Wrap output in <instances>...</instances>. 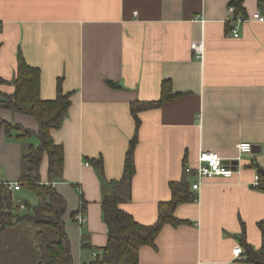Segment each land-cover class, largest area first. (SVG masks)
Segmentation results:
<instances>
[{"label": "crops", "instance_id": "crops-1", "mask_svg": "<svg viewBox=\"0 0 264 264\" xmlns=\"http://www.w3.org/2000/svg\"><path fill=\"white\" fill-rule=\"evenodd\" d=\"M229 2L0 0V77L14 78L21 53L39 68L42 99L56 96L58 80L71 93L67 116L51 130L64 151L61 173L48 174L46 154L39 173L66 201L72 264H93L92 252L107 241L100 205L104 186L91 160L102 159L106 180L119 179L134 134L130 197L120 207L142 224L156 221L158 203L171 199L169 183L184 177V166H195L200 150L233 159L239 142L254 149L231 178L187 175L190 186L199 187L190 189L193 200L174 209L185 222L164 224L153 245L140 247L138 264H253L241 239L258 249V223L264 221V182L261 188L251 185L264 170V21L241 23L234 36ZM243 5L248 14L259 9L257 0ZM196 40L204 44L201 59L190 49ZM164 82L175 96L140 110L136 125L131 103L158 100ZM0 90L11 94L14 86L8 82ZM0 116L38 129L29 114L3 108ZM15 134L8 137L0 129V182L19 183L22 148L38 143ZM72 212L87 220L78 223ZM38 231L57 239L45 225L16 223L0 230V264H38ZM237 245L240 256L233 253Z\"/></svg>", "mask_w": 264, "mask_h": 264}, {"label": "trees", "instance_id": "trees-1", "mask_svg": "<svg viewBox=\"0 0 264 264\" xmlns=\"http://www.w3.org/2000/svg\"><path fill=\"white\" fill-rule=\"evenodd\" d=\"M243 3L244 0H230L229 4L234 7V16L248 14ZM257 4L258 8L262 9L264 0H257ZM8 82L14 86V91L7 94L0 90V110L6 108L14 112L29 114L38 124L37 131H32L18 123L8 122L0 116V129L4 130L6 136L10 137L15 132L16 138L35 137L38 141L37 144L30 141L22 148V166L18 178L20 188L23 187L33 193L36 202L30 205L27 201H21L23 207L19 203L15 204L12 191L7 188L6 183L0 182V230L16 223L50 226L55 230L56 240L49 239L40 231L34 233L36 247L40 253L38 264H72L70 242L63 219L66 201L51 184L41 182L39 173L40 163L45 154L48 161V174L52 177H59L61 173L64 151L62 145L53 141L51 130L59 128L67 116L71 93L63 92L58 80L56 96L52 99H42L39 68L28 64L21 53H18L14 78L6 81L0 77V86ZM173 96L175 95L171 93L169 84L164 82L158 100L132 102L130 109L136 125H138L137 113L140 110L157 107ZM135 144L136 134L129 141L124 157L123 174L119 179L106 180L103 174L102 159L91 160L104 186L100 205L102 218L107 226L106 244L101 247L99 254L93 257V264H138L140 247L153 245L164 224L177 225L185 222L175 217L174 209L178 204L194 199V194L190 190V182L186 178L187 175L193 174V171H187V166H184V177L169 183L171 199L158 203V215L154 223H139L129 212L122 209L120 205L130 197V181L135 168ZM122 188H125V191H122ZM80 198L83 207L85 201L81 193ZM76 213L72 212V216L74 217ZM258 228L261 233V244L258 249L251 247L243 237L241 240L246 252V261L253 264H264V221L258 223Z\"/></svg>", "mask_w": 264, "mask_h": 264}, {"label": "built area", "instance_id": "built-area-1", "mask_svg": "<svg viewBox=\"0 0 264 264\" xmlns=\"http://www.w3.org/2000/svg\"><path fill=\"white\" fill-rule=\"evenodd\" d=\"M228 21L232 23V32L234 36L238 35L237 26L241 23L258 20L264 21V8L256 9L250 14H239L234 16V7L229 4L228 6ZM195 20L204 22V19L200 16H195ZM190 49L193 51V54L196 58L201 59L204 53V44L202 40L192 41L190 44ZM236 156L233 159H225L218 152L210 150H200L197 155V161L194 167H186L187 171L192 170L194 175L198 178L204 177H213L220 176L223 178H231L235 173L240 169V163L243 155H252L253 154V145L250 142L243 141L239 142L236 145ZM88 164V162H86ZM7 188L11 191L18 190L20 184L17 182H7ZM252 187L261 188L263 185L262 174L258 171L253 176V181L251 182ZM192 189H197L199 187V182L193 183L191 185ZM21 207L23 204L21 201H18ZM75 221L78 223H84L87 219L86 216L77 213L74 216ZM100 251L94 250L92 256H96ZM243 252L241 246L237 245L233 249L235 256H240Z\"/></svg>", "mask_w": 264, "mask_h": 264}, {"label": "rangeland", "instance_id": "rangeland-1", "mask_svg": "<svg viewBox=\"0 0 264 264\" xmlns=\"http://www.w3.org/2000/svg\"><path fill=\"white\" fill-rule=\"evenodd\" d=\"M21 166H22V160H21ZM122 191H125V188L121 189ZM12 196H13V201L15 204L18 203V199L17 198H21L22 202L27 201L30 205L34 204L33 202V198H35L32 194H29L28 192H26V190L22 189L21 191H13L12 192ZM26 209V208H25Z\"/></svg>", "mask_w": 264, "mask_h": 264}, {"label": "water", "instance_id": "water-1", "mask_svg": "<svg viewBox=\"0 0 264 264\" xmlns=\"http://www.w3.org/2000/svg\"><path fill=\"white\" fill-rule=\"evenodd\" d=\"M253 150H254V149H253ZM260 172H261V174H262V176H263V179H264V170H261Z\"/></svg>", "mask_w": 264, "mask_h": 264}]
</instances>
